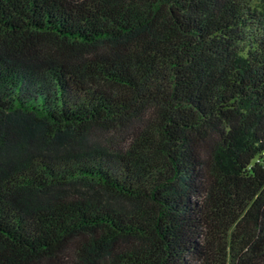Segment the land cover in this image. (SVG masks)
Wrapping results in <instances>:
<instances>
[{"label":"trees","instance_id":"16d2710c","mask_svg":"<svg viewBox=\"0 0 264 264\" xmlns=\"http://www.w3.org/2000/svg\"><path fill=\"white\" fill-rule=\"evenodd\" d=\"M0 264H264V0H0Z\"/></svg>","mask_w":264,"mask_h":264},{"label":"rangeland","instance_id":"374dc122","mask_svg":"<svg viewBox=\"0 0 264 264\" xmlns=\"http://www.w3.org/2000/svg\"><path fill=\"white\" fill-rule=\"evenodd\" d=\"M71 192H73V190H71Z\"/></svg>","mask_w":264,"mask_h":264}]
</instances>
